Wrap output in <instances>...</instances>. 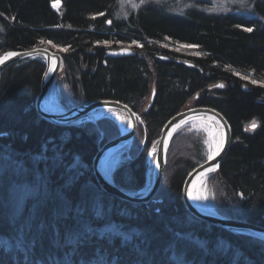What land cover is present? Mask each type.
I'll return each mask as SVG.
<instances>
[{
    "label": "trees",
    "instance_id": "obj_1",
    "mask_svg": "<svg viewBox=\"0 0 264 264\" xmlns=\"http://www.w3.org/2000/svg\"><path fill=\"white\" fill-rule=\"evenodd\" d=\"M53 1L62 2L60 14L51 7ZM177 1L132 0L134 7L126 15L115 16L119 0H0V52L36 47L39 42L66 47L65 74L59 83L68 84L76 104L81 103L79 95L84 94L89 99L120 100L139 111L154 85V102L142 116L146 147L129 162L141 171V178H121L117 168L113 178L121 188L144 185L147 149L160 136L167 120L198 94L195 105L218 110L232 129L228 153L213 176L239 206L235 216L264 226V86L247 83L244 76L249 72L257 81L264 80V0H238V6L222 14L209 12L211 6L202 0H179L184 1L180 6ZM249 28L252 31L246 30ZM111 40L138 43L133 48L135 54L107 57L108 48L101 43ZM175 46L194 47L197 54H180ZM44 69L42 58H30L9 66L0 76V131L11 133L0 137V162L11 167L5 168L1 176L10 185L4 193L9 198L15 184L23 185L21 179L13 178L16 170L33 178L35 184L30 189L38 192V200L45 199L50 188L62 195L63 202L53 209L49 230L46 227L33 233L34 225L22 228L13 261L9 259L12 248L6 237L21 226L17 220L10 223L9 215L4 226L0 221V264H38L39 258L46 261L50 255L57 261L55 255L82 236L88 241L86 254H75L55 264H110L117 258L132 260L129 264H237L232 256L234 243L241 245L245 264H264V243L259 239L245 244L244 237L208 228L199 221L194 238L185 240L181 227L175 226L179 215L196 219L185 207L181 193L187 174L207 159L199 150L195 161L187 158L197 140L194 133L182 140V133L192 126L185 124L177 131L167 153L159 191H172L173 204L165 207L121 201L96 184L90 160L95 146L86 129L73 127L71 132H78L79 137L72 134L64 140L60 127L37 116L33 104ZM219 82L225 86L212 91L210 88ZM243 85L250 90L245 91ZM252 121H256V128L247 129ZM46 163L57 166V173L49 176L44 170ZM30 195L35 196L32 192ZM70 205L82 206L84 211H73ZM156 206L160 213L148 214ZM28 211L33 221L46 213L31 206ZM78 214L85 217L81 222ZM114 223L132 239L99 231ZM5 227L11 230L6 235ZM139 243L141 251H135ZM147 248H154L158 255L145 257L143 251Z\"/></svg>",
    "mask_w": 264,
    "mask_h": 264
},
{
    "label": "water",
    "instance_id": "obj_2",
    "mask_svg": "<svg viewBox=\"0 0 264 264\" xmlns=\"http://www.w3.org/2000/svg\"><path fill=\"white\" fill-rule=\"evenodd\" d=\"M9 53H15L16 55L9 57ZM134 54L135 52L132 49L123 48L117 51H108L107 57L117 58ZM30 57H42L43 62H45L42 88L36 101V106L40 116H42L48 122L66 126L73 125L74 123H77V121H87V119L95 121L96 118L100 116L98 113L105 114L108 110L112 111V113L115 115H118L117 111L119 110L125 114L127 118V124H123L125 129L123 126V129L119 133L120 135L106 143L105 147L100 151V153L95 156L93 160V168L94 177L105 192L111 195H116L122 199H127V201L145 202L156 194L166 168L168 156L167 152L171 144L170 141L178 129L197 118L204 121H209L210 123L214 122L220 130L218 146L205 162L198 165L195 169L188 173V176L183 184L184 187L182 191L184 205L194 217L201 218L210 224L212 223L213 225L222 228L229 234H245L252 237L253 239L256 238L264 242V227L256 224L253 225L245 221L242 222L233 218L231 219L228 216L219 214L218 212L212 210H205L201 207H198L191 196V188L193 187V184L198 181V179L209 175L211 172L219 170L221 161L228 153V149L232 142V129L230 124L218 110L216 111L215 109L207 106L202 107L195 105L193 108H184L182 111L174 114L173 117L167 120L160 132V136L155 143L156 147H153V149L147 154L148 157L145 166L148 168V170L146 171V179L143 188L134 193H129L124 189L119 188V186L116 184L115 178H113V176L110 174L111 171L109 167V161L111 154L120 149L121 146L132 144L138 126L137 121H141V115L146 114L152 107L156 94L155 87L152 86L151 95L147 100L148 103L141 110L140 116L122 102L118 103L112 100L90 101L87 102V104L82 103L76 105L75 107L65 110L64 112L57 110L53 111L49 110L44 104L45 100L51 95L55 78L63 71L64 61H62L61 55L59 53L50 51L45 47H35L30 49V51L19 52L10 50L0 54V60H3V63H0V72L11 63ZM221 85L222 84L219 83L218 87L221 88ZM223 87L224 86L222 85V88ZM243 88L244 90H247L246 87ZM194 98L198 99V94L195 95ZM152 156H154V166L150 175L149 165Z\"/></svg>",
    "mask_w": 264,
    "mask_h": 264
},
{
    "label": "bare ground",
    "instance_id": "obj_3",
    "mask_svg": "<svg viewBox=\"0 0 264 264\" xmlns=\"http://www.w3.org/2000/svg\"><path fill=\"white\" fill-rule=\"evenodd\" d=\"M53 2H55V1H53ZM51 7H52V2H51ZM171 10H173V9H171ZM209 11V10H208ZM223 13V12H222ZM111 42H113V43H116L115 41H112L111 40ZM118 42H120V41H118ZM40 43V42H39ZM38 43V44H39ZM53 44V45H55L53 42H49V44ZM35 45L36 47H45V48H47V49H49L50 51H54V52H57V53H59L60 55H61V59H62V61L64 60V56H65V54L67 53V48L66 47H58V46H55V47H53V46H51V47H49V46H47V45H43V43L41 42V44L40 45ZM127 44H129V43H123V42H120V43H118V44H116V45H111V46H114L113 48H111L110 46H107V51H106V56H107V52L108 51H111V50H113V51H117V50H119V49H123L122 47H124V46H126ZM57 47L59 48V49H57ZM33 48H35V47H30V48H28V49H12V48H9L8 50H6V51H3V52H0V54H2V53H4V52H8V51H10V50H12V51H17V52H19V51H30V49H33ZM127 48H129V47H127ZM127 48H124V49H127ZM130 49H132L133 50V48H130ZM134 51V50H133ZM135 52V51H134ZM30 58H42V57H30ZM30 58H26V59H21L20 61H17V62H14V63H11L9 66H11V65H14V64H20V62H25V61H29L30 60ZM110 58V57H109ZM190 64V63H189ZM188 64V65H189ZM9 66H7V67H5L1 72H0V76H1V74L3 73V71L4 70H6L7 68H9ZM45 70V69H44ZM44 70H43V72H42V76H41V79H40V86H39V90H38V92H37V96H36V98H35V100H34V106H35V110H36V113H37V116H40V114H39V112H38V110H37V106H36V101H37V99H38V97H39V93H40V91H41V88H42V81H43V75H44ZM64 74H65V72L64 71H62L61 73H59L58 74V76L55 78V80H54V82L55 81H62V79L64 78ZM252 76L253 77V74L252 73H249L248 72V75H244L245 77H248V76ZM254 78V77H253ZM255 79V78H254ZM256 79H258L257 77H256ZM255 79V80H256ZM219 83H221L223 86H225V83L224 82H219ZM55 84V83H54ZM154 86V85H153ZM243 87H246L247 88V90H245V91H248V90H250V88L248 87V86H244L243 85ZM151 89H152V87H151ZM244 89V88H243ZM79 99H82L81 100V103H78V104H87V102H90V101H97V100H100V101H110V100H112V101H114V102H122V101H116V100H113V99H99V98H97V99H89V98H85V96H84V94H80L79 95ZM78 98V97H77ZM49 98L48 99H46L45 100V104L44 105H46V107L49 109V110H56L55 109V107L49 102ZM123 104H125L124 102H122ZM126 105V104H125ZM142 108V107H141ZM132 110V109H131ZM133 112H135L137 115H141V110H139V111H134V110H132ZM61 112H64V111H61ZM118 113V115H115V114H113L112 113V111H110V110H108L107 111V113H105V114H103V113H98V115H105V116H103V117H107V118H109V117H111L112 119H113V121L115 120L116 122H118L119 124H127V118H126V116H125V114L124 113H122L120 110L119 111H117ZM124 114V115H123ZM98 115H96V116H98ZM142 116L143 115H141V118H142ZM40 118L42 119V120H45L42 116H40ZM22 121H23V117H22V119H21V123H22ZM46 122H48L47 120H45ZM114 121V122H115ZM78 122V121H77ZM205 122H208V123H210L209 121H205ZM49 124H51V125H53L54 127L55 126H58V127H60L61 128V130H62V132H61V138L62 139H64V140H66V139H68V138H70L71 136H72V134H73V136L74 137H79L78 136V132L77 133H73V132H71V128H73V127H77V126H82L80 123H74L73 125H66V126H61V125H57V124H52V123H50V122H48ZM102 124H104L106 127L107 126H109V124H112V125H114V123L110 120V119H108V120H105L104 122H102ZM210 124H212L213 125V127H215L217 130H219L218 129V126L214 123V122H211ZM255 125H257V123H255ZM115 126V125H114ZM82 127H84V126H82ZM184 127V126H183ZM85 128V127H84ZM182 128V127H181ZM180 128V129H181ZM250 128H252V125L250 126ZM256 128V127H255ZM255 128H252V129H255ZM97 129V131H98V133L100 132L101 134H103V135H105V133H104V131L102 130V129H100L99 127L98 128H96ZM123 128L121 127L120 128V130H122ZM124 129H125V126H124ZM178 131V130H177ZM3 132V133H2ZM7 132H9V131H3V130H1L0 131V137L1 136H3V135H7ZM120 132V131H119ZM161 132V131H160ZM10 133V132H9ZM86 133H87V135H89V136H92V138H93V141H94V146H95V149H94V151L91 153V159L90 160H92L91 161V168H92V172H93V177H94V168H93V160H94V158H95V156L97 155V154H99L100 153V151L105 147V144L106 143H108V142H110V140H113V139H115L116 138V136L115 137H112V138H110V140H107V139H105V137H100L99 139H96L97 137L95 136V134H94V132L92 131V130H90V129H86ZM111 133H112V131H111ZM177 133V132H176ZM175 133V134H176ZM11 134V133H10ZM145 135H146V133H144V136H143V142H142V145H141V149H140V151L139 152H137V155L139 154V153H142L143 152V150H144V148L146 147V144H145ZM106 136V135H105ZM175 136V135H174ZM173 136V137H174ZM219 137H220V130H219V136H218V143H219ZM135 138V137H134ZM158 139V138H157ZM157 139L152 143V145L147 149V153H149L152 149H153V147H156V141H157ZM173 139V138H172ZM171 142V141H170ZM130 147H131V145H129ZM217 146H218V144H217ZM216 146V147H217ZM216 147L213 149V151H215L216 150ZM3 151V150H2ZM212 151V152H213ZM6 152L7 151H4V153L6 154ZM168 153V152H167ZM6 155H8V154H6ZM168 157V156H167ZM209 157V156H208ZM208 159V158H207ZM206 159V160H207ZM111 158H110V161H109V167L111 166ZM223 161V160H222ZM222 161H221V164H222ZM0 164H1V162H0ZM202 164V163H201ZM200 165V164H199ZM167 166V165H166ZM57 166H55L53 163H46L45 165H44V170H46L47 171V173L49 174V176L50 175H53V174H55V173H57ZM196 168V167H195ZM194 168V169H195ZM1 169V168H0ZM115 170V169H114ZM114 170H112V167H110V171H111V175L113 176V174H114ZM148 170V168L147 167H145V171H144V173H143V176L142 177H145L146 176V171ZM192 171V170H191ZM190 171V172H191ZM189 172V173H190ZM14 179H21L22 181H20V182H22L23 183V186L24 187H26V188H32L33 186H34V184H35V182H34V180H33V178H28V176L25 174L24 175V173H20V172H17V171H14ZM119 174H121L120 175V177L121 178H127V179H129V180H134V181H138L141 177V171L140 172H138V170L137 169H134L133 168V166H131V164H128L127 166H125V167H123L122 166V169H120L119 170V172H118ZM48 174H46V177L45 178H47V175ZM164 174V173H163ZM210 174H212V175H217L218 173H217V171H215V172H211ZM188 175V174H187ZM13 179V180H14ZM94 179H95V177H94ZM146 179V178H145ZM33 181V182H32ZM95 181H96V184H97V186H98V188H100V189H102L101 187H100V185L98 184V182H97V180L95 179ZM162 181V180H161ZM196 183V182H195ZM194 183V184H195ZM116 184H117V182H116ZM144 184H145V182H144ZM193 184V187L191 188V196L193 197V199H194V202H195V204L198 206V207H201V208H203V209H205V210H212V211H215V212H217V210H215V209H213L211 206L209 207V206H207V204H205V203H203V202H201V200H199L198 201V199H197V197L194 195V185ZM8 185H9V183H8V181L7 180H3V178H2V176H1V173H0V221H1V226H4L5 224H6V222L8 221V215H9V210L11 209V211L13 210V209H15V208H17L16 209V211H14V212H11L12 213V215H9L10 216V223H15L14 221H18V225H20L21 227L20 228H18V229H16V231H13L12 230V232L10 233V237H6L7 239H9V242H10V248H12V251L10 252V255H11V257L9 258V259H11L12 261H13V257H14V255L17 253V248H18V243H19V239H20V235L22 234V232H24V231H22V228H23V230L24 229H30V227H31V225H34V229L32 228V231L31 232H33V233H35L36 231H38V230H41V229H45L46 227H48V230H49V224H48V220L50 219V216H52L53 215V213H52V211H53V209L56 207V205L58 204V202H63V198H62V195L61 194H57L56 192H54V191H52V190H50V188H47V190H46V192H48L47 194H46V198L45 199H40V200H38L37 199V197H38V192H32V194H34L35 196H31L30 195V197L29 196H26V198L22 201V199L20 200V202H15V204H8L9 202H10V198H12L13 199V194H11V196H10V198L9 197H7L4 193H5V191H6V188L8 187ZM118 185V184H117ZM10 186V185H9ZM119 186V185H118ZM144 186V185H143ZM160 186V185H159ZM119 188H121L120 186H119ZM122 189H124L125 191H127V192H129V193H134V192H136V191H139L141 188H132V187H127V188H122ZM103 190V189H102ZM104 191V190H103ZM109 194V193H108ZM164 194V196H162V198H159V204L161 205V206H165L166 207V205L167 204H173V201H175V197H174V194H173V192L172 191H170V190H168V191H166V193H163ZM5 195V196H4ZM109 195H111V194H109ZM111 196H114L115 198H117V199H119V200H121V201H126L127 203H130V204H132V205H134V204H149V203H155L154 202V200H153V198H151V199H149L148 201H145V202H136V201H134V202H132V201H127V199H122V198H120V197H118V196H116V195H111ZM181 197H182V200H183V196H182V193H181ZM26 203H29L30 204V206L32 207V208H34V209H41V210H43L44 212H46L45 213V215L44 214H41V215H39V217H38V220L37 221H33L34 220V217L32 218L31 216H33V214H29L30 212L27 210V208H25L24 206H25V204ZM114 205H116L118 208H120V207H122L120 204H114ZM75 206V205H74ZM74 206H72V205H70V207H69V209H71V210H73V211H76V212H81V211H84L83 210V207L82 206H80V207H74ZM109 206H111V204L109 203ZM19 209V210H18ZM160 208H158L157 206L154 208V210H150L149 212H148V214H159L160 213ZM190 212V211H189ZM13 214H16V215H13ZM47 214V215H46ZM31 215V216H30ZM154 215V216H155ZM192 215V214H191ZM78 218V222H81L82 220H84V215L83 214H78V215H76ZM180 217H178V219L176 220V222H175V226L176 227H181L180 228V232H181V235H182V238L183 239H185V240H191V239H193L194 238V236H195V234H194V232L196 231H198L199 230V228H196V226H195V224L196 223H198L199 221H202V222H204V223H206V226H208V228H210L211 226H213V227H216V228H219V229H221V230H223L222 228H220V227H217V226H215V225H213L212 223L210 224L209 222H207V221H205V220H203V219H201V218H198V217H194V218H196L194 221L192 220H190V219H188V218H185V217H182V215H179ZM230 218V217H229ZM232 219V218H231ZM233 219H236V220H239V221H245V222H247V223H250V224H256V225H260V224H258V223H253V222H251V221H249V220H246V219H240V218H236V217H234ZM75 221H77V220H75ZM185 221V222H184ZM191 223V226L189 225ZM260 226H262V227H264L263 225H260ZM53 228V227H52ZM3 229V228H2ZM4 230V229H3ZM11 230L9 229V228H7V227H5V233L6 232H10ZM232 236H239V237H244L242 240L244 241L245 240V244H251L250 242H252V241H255L252 237H250V236H247V235H241V234H231ZM248 237V238H247ZM191 238V239H190ZM6 240V239H5ZM261 241V240H260ZM182 242H184L183 240H182ZM243 243V244H244ZM264 243V242H263ZM140 245V243L139 244H137V246H134L135 247V251L136 250H139V251H141V249H140V247H138ZM81 247L83 248V251H81ZM232 250H233V253H232V256H235V259L237 260V264H245V261H246V255H244V254H240V250L242 249V247H241V245H239V244H236V243H234V245H232ZM89 248H88V241L82 236V237H79V238H76L72 243H71V247H69V248H67L64 252H62L61 254H59V255H55V258H57L56 260L58 261H64V260H66V259H68V258H70V257H72V255H75V254H82V253H85L86 254V252H87V250H88ZM144 252V254H145V257H153V256H156V255H158V252L154 249V248H147L145 251H143ZM231 253H230V256H231ZM239 253V257H237V254ZM230 256H228V257H230ZM50 257V259L49 258H45V260L46 261H44L43 259H41V258H39L38 259V261H37V263L38 264H55L57 261H53V258L54 257H51V255L49 256ZM132 260H129V259H123V258H117V259H115V260H113V261H111L110 262V264H129L130 262H131ZM177 261V260H176ZM176 264H178V262H175ZM71 264V263H70ZM72 264H75L74 262H72Z\"/></svg>",
    "mask_w": 264,
    "mask_h": 264
},
{
    "label": "rangeland",
    "instance_id": "obj_4",
    "mask_svg": "<svg viewBox=\"0 0 264 264\" xmlns=\"http://www.w3.org/2000/svg\"><path fill=\"white\" fill-rule=\"evenodd\" d=\"M205 2V5H209V7L211 6V10H209V12H214V13H221L222 12H228L230 11L234 6H238L240 4V2H238V0H202ZM178 3L180 2L179 6L181 5V3H184V1H177ZM210 2V4L208 3ZM132 0H119V7L118 9H116V13L114 14L115 16H120V13H124V15H126V13H128V11L134 7V4H131ZM62 2L61 1H55L52 3V8L57 12V13H61L62 12ZM55 5V6H54ZM183 9V8H181ZM111 18L107 19V24L110 25L111 23ZM120 42H116V44H118ZM104 47L106 46H111V45H116L111 41H105L104 43H101ZM43 45H47L49 47L53 46L55 47L56 45H53L52 43L49 44L48 42H44ZM134 46H138V43H129L126 46L122 47V48H134ZM169 48V46H167ZM170 48H173V46H171ZM57 49H59L57 47ZM174 49L179 52L180 54H184V55H196L197 51H194V47L192 48H184V47H174ZM151 63H149L150 65ZM152 73H153V68H151ZM152 76V75H151ZM245 80L247 83L253 84V85H263L264 86V80L263 81H257L255 80L251 75L248 77H245ZM54 86L51 92V95L49 96V102L55 107V109L57 111H65L68 109H71L73 107H75L76 104L73 99L71 98V95L69 93V89H68V84L64 83V85L62 83H59V81H55L54 82ZM217 83L216 85L212 86V88H210L212 91H216V88L218 87ZM148 100V99H147ZM146 100V102H144L141 110L145 107V105L148 103V101ZM196 98H193V100L185 107L186 108H193L195 107V102ZM110 119L114 125L109 124V126H105L104 124H102L101 121H105ZM77 123H80L82 126L85 127V129H90L94 132L95 136L97 137L96 139H99L100 137H105V139L110 140V138L112 137H118L120 134L119 131L120 128H123V124H119L117 122H114L112 118H105L103 117L101 114L100 116H98L96 118L95 121L89 120L87 119V121H78ZM138 126H137V130H136V135L135 138L132 142L131 147L129 145H124L121 146L120 149H118L117 151L113 152L111 154V166L112 170L114 169H122V166L125 167L128 165V163L132 160H134L138 155L137 152L140 151L141 149V145L143 142V136H144V131H145V126L142 123V118L141 121H137ZM256 121H252L250 122V124H248L246 126L247 129H252L250 128L251 125L255 124ZM188 125L192 126V128H189V132H185L182 133V140H186L187 136H189V134L194 133L196 136V145L193 149V151L188 152L189 155L187 156V158H191L193 161H195V156H196V151L199 150L205 157L208 158V156H210L213 152V149L217 146L218 144V136H219V130H217L215 127H213L212 124L205 122L204 120H201L199 118L192 120L190 122L187 123ZM100 128L104 131L105 135L101 134L100 132L98 133L96 128ZM183 128V127H182ZM179 130V129H178ZM112 131V133H111ZM177 132V131H176ZM195 155V156H194ZM153 160H154V156H152L151 161H150V175L152 173L153 170ZM130 164V163H129ZM13 165V163H12ZM0 173L3 174V171L5 170V168H8L10 170V166L6 163V162H1L0 164ZM19 169V168H18ZM16 171V170H14ZM161 184V183H160ZM194 195L197 197L198 201L201 200V202L207 204V206H211L213 209L217 210V212L219 211L220 213H224L223 215H228V216H233L237 218V216H235V213L238 212L239 206L236 204V202L233 200L232 197H229L226 193H224L223 191V184L221 183V181L216 177L213 176L212 174L209 173V175L204 176L200 179H198V181L194 184ZM140 188H143L140 187ZM30 189V188H29ZM35 189V188H34ZM160 190V186L159 189L157 190L156 194L152 197L155 204L159 203V198H162V196H164L162 191ZM31 192H33V189H30V192L28 193V189L26 187H24L21 184H15L12 187V193H13V199L10 198V202L8 204H15V202H20V200L22 199V201L26 198V196H28ZM162 193V194H161ZM21 203V202H20ZM25 208H27V210L29 209L30 206L27 205V203L24 206ZM17 208L13 209L11 211V209L9 210V215H12L11 212L16 211ZM19 210V209H18ZM218 212V213H219ZM219 213V214H220ZM221 213V214H222ZM16 215V214H13ZM114 224H108V225H104L101 229H99V231L106 232L109 233L111 232L113 235L114 234H119L121 235L122 238H126V239H132L131 236L129 237V234L123 230L122 227H117ZM90 224H86V226H89ZM88 230H92V227H87ZM3 231V230H2ZM7 233V232H6ZM5 231L4 234L6 235ZM9 233V232H8ZM128 237V238H127ZM23 246H25L23 244Z\"/></svg>",
    "mask_w": 264,
    "mask_h": 264
},
{
    "label": "snow or ice",
    "instance_id": "obj_5",
    "mask_svg": "<svg viewBox=\"0 0 264 264\" xmlns=\"http://www.w3.org/2000/svg\"><path fill=\"white\" fill-rule=\"evenodd\" d=\"M55 6V5H54ZM247 31H252V29L251 28H249V29H246ZM13 55H16L15 53H9L8 54V56L10 57V56H13ZM0 63H3V60H0ZM221 87H222V85H221ZM252 127L253 128H255L256 127V125L255 124H253L252 125Z\"/></svg>",
    "mask_w": 264,
    "mask_h": 264
}]
</instances>
